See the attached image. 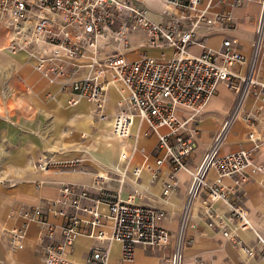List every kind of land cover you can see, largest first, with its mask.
<instances>
[{"label":"built area","instance_id":"1","mask_svg":"<svg viewBox=\"0 0 264 264\" xmlns=\"http://www.w3.org/2000/svg\"><path fill=\"white\" fill-rule=\"evenodd\" d=\"M135 1L138 0H0V17L9 22L8 48L24 52L44 79L57 84V92L65 96L66 106L89 102L99 119H104L108 90L114 86L119 99L112 117L111 134L126 142L131 138L135 119L139 124L146 122L152 131L167 127L168 130L160 133L157 139L164 157L156 159L155 163L160 165L166 159L172 170L186 169L184 158L194 148L195 140L182 132L186 123L203 111L219 83L238 93L231 118L237 115L247 94L255 98L264 94V80L258 79L256 74L258 62L264 58V0H259L256 37L248 58L235 49V39H224L218 49L203 47L199 55L189 54L187 48L197 41L196 30L202 24L232 20L229 13L207 19L211 0H207L204 7H200L203 0H160L164 7L157 13L161 17L157 21L149 17L146 8L135 5ZM246 1L233 2L240 5ZM135 32H141L145 46L168 47L172 54L127 59L121 50L131 47V35ZM109 45L113 51L103 54V48ZM47 96L53 98L54 94ZM178 109L186 113L185 118L177 116ZM201 120L217 134L213 146L193 174L187 206L200 186L206 187L209 201L218 200L226 206L223 213H218L211 203L207 204L202 213L207 227L221 231L241 252L254 257L255 251L241 243L235 232L236 228L251 229L247 213L230 198L231 192L221 180L248 168L251 172L261 171L262 165L244 149L218 156V143L230 120L220 129L221 122L215 117L206 116ZM243 120L251 121L252 115L246 113ZM132 138L131 154L136 150L137 134ZM120 156L127 162L116 178L119 184L124 182L130 157H126L124 151ZM50 163L45 161L41 167L47 168ZM209 167L215 169L216 177L206 184L203 176ZM148 169L156 176L155 169ZM131 172L137 178L141 167H134ZM106 179L111 177L96 175L92 180L90 187L98 192L95 198L87 187L61 183L58 195L47 203L46 208L22 211L25 218L34 219L38 225L37 246L43 253L44 264H77L67 257V253L79 233L78 212L90 216L87 224L96 239L120 244L123 263L132 264L137 245L154 247L170 242L171 234L160 225L164 217L161 209L135 202L136 190L125 199L120 197L119 190L106 191L103 188ZM98 203L106 206L112 223L110 233L91 232L102 225L104 217L98 212ZM48 214L62 218L60 239H55V226L48 222ZM2 236H6L11 249H21L24 225L6 230L0 227V239ZM256 236L260 257L264 259V239ZM180 246L181 232L175 242L171 264H181ZM108 260L109 245L95 246L88 251L83 264H108Z\"/></svg>","mask_w":264,"mask_h":264},{"label":"crops","instance_id":"2","mask_svg":"<svg viewBox=\"0 0 264 264\" xmlns=\"http://www.w3.org/2000/svg\"><path fill=\"white\" fill-rule=\"evenodd\" d=\"M155 1L162 10L163 3ZM233 1H210L207 19L213 20L216 14L229 13L232 20L202 24L196 30L197 41L187 48L189 54L199 55L203 47L218 49L224 39H235V49L247 58L251 56L260 10L259 0H248L240 5H235ZM206 3L207 0H203L200 7ZM157 16L160 20V15ZM9 35L8 19L0 17V227L6 230L24 225L25 236L24 246L16 250L10 248L6 236L1 237L0 264H44L43 253L37 246L38 225L34 219L25 218L22 211L46 208L47 203L58 195L61 183L87 187L95 198L98 192L90 185L96 175L111 177L103 183L106 191L119 190L120 197L125 199L136 190L135 202L157 207L164 212L160 225L171 234L170 242L154 247L137 245L132 264H171V255L180 232L181 264H264L256 236L258 234L264 239V94L258 98L247 94L237 115L231 118L238 93L219 83L203 111L186 123L182 134L191 135L195 146L184 158L186 169L174 171L166 159L160 165L155 163L156 159L164 157V150L158 146L157 139L160 133L168 130L167 127L152 131L146 122L139 124L135 119L131 138L126 142L113 136L111 123L119 99L114 86L108 90V100L103 108L104 119L97 118L93 105L92 110L88 111L64 112L58 100L63 96L65 103V96L57 92V84L44 79L24 52H14L8 48ZM131 42L130 48L121 50L129 60L144 55L157 57L161 53L166 56L172 54V49L168 47L145 46L141 32L132 33ZM112 51L111 47L103 48V54H111ZM256 74L258 79L264 80V58L258 62ZM48 93L54 94L50 101L47 100ZM80 103L89 104L86 101ZM248 112L252 120L245 122L243 115ZM177 116L183 119L186 113L178 109ZM206 116L217 118L221 122L219 129L230 120L218 143V156L244 149L250 151L253 159L262 165L261 171L251 172L248 168L221 180L230 190V198L247 213L251 229L236 228L235 232L241 243L255 251L254 257L241 252L221 231L207 227L202 218L207 204L211 203L218 213H223L226 206L218 200L209 201L206 187L201 185L187 206L193 174L210 151L217 134L201 120ZM106 118L104 124L107 133H104L101 129ZM136 134V150L131 154L132 136ZM250 134L253 138H249ZM88 137L90 140H85ZM121 151L130 157L124 182L119 184L116 178L127 162L121 158ZM45 161L51 163L47 168H42L41 164ZM134 167H141L137 178L131 172ZM148 167L155 169L156 176ZM215 177V169L209 167L203 180L210 184ZM97 209L104 216L102 225L91 232L95 234L102 230L110 233L112 223L105 204L98 203ZM77 214L81 220L79 233L67 257L74 263L83 264L92 247L109 245L108 264H127L121 260L120 244L96 239L90 234L87 224L90 216L84 212ZM47 218L55 226V239H60L62 218L50 214Z\"/></svg>","mask_w":264,"mask_h":264},{"label":"rangeland","instance_id":"3","mask_svg":"<svg viewBox=\"0 0 264 264\" xmlns=\"http://www.w3.org/2000/svg\"><path fill=\"white\" fill-rule=\"evenodd\" d=\"M134 4L138 5L140 7L146 8L148 10L149 17L152 20L157 21L159 19L158 16H157V12L161 10V5L158 2H156L155 0H138V1H135ZM135 33H138V32H135ZM103 44H104V42H103ZM107 47H111V46L109 45ZM148 54H150V53L148 52ZM113 90L116 92V90L114 88H113ZM47 100L50 101V100H52V98H50V96H47ZM58 101H59L58 102L59 105H61V109L64 112H67V113H74V112L79 111V110H86V111H88L90 109L92 110V104L91 103H89V104H81L80 103V104H78V105H76L74 107H68L63 102V96H61V98ZM97 118H99V117L97 116ZM106 120H107V118L102 122L104 126L102 127L101 130L104 133H107V126H106V124H104ZM85 140H90V138L88 137ZM138 145H139V142H138ZM81 160H80L79 163H81ZM94 162H97V161H94ZM101 166H103V165H101Z\"/></svg>","mask_w":264,"mask_h":264},{"label":"bare ground","instance_id":"4","mask_svg":"<svg viewBox=\"0 0 264 264\" xmlns=\"http://www.w3.org/2000/svg\"><path fill=\"white\" fill-rule=\"evenodd\" d=\"M183 224H184V219H183V223H182V227H181V230H182V228H183Z\"/></svg>","mask_w":264,"mask_h":264}]
</instances>
